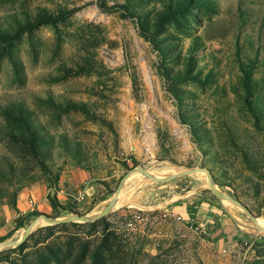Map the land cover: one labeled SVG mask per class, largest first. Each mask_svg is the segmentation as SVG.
Instances as JSON below:
<instances>
[{
    "label": "rangeland",
    "instance_id": "374dc122",
    "mask_svg": "<svg viewBox=\"0 0 264 264\" xmlns=\"http://www.w3.org/2000/svg\"><path fill=\"white\" fill-rule=\"evenodd\" d=\"M73 172L0 264H264V0H0V201Z\"/></svg>",
    "mask_w": 264,
    "mask_h": 264
},
{
    "label": "crops",
    "instance_id": "0c3cea01",
    "mask_svg": "<svg viewBox=\"0 0 264 264\" xmlns=\"http://www.w3.org/2000/svg\"><path fill=\"white\" fill-rule=\"evenodd\" d=\"M84 173L73 172L71 174L63 175L60 178V183L57 188H49L45 185H38L31 190H21L18 192L16 199L12 202L8 200L0 201V237L5 236L12 231V235H15L20 229L16 228V221L18 218H22L23 224L39 213H50L52 207L50 202L46 200L48 194L54 195L60 205H65L68 202L69 196L74 198L76 193L73 190L78 187L79 184H89V181L85 179ZM95 188L93 186H85L81 191H89ZM80 191V192H81ZM79 193V192H78ZM30 200H33V205L30 204ZM199 198L194 201H188L183 203L182 206L175 207L173 210L183 215L184 219H192L195 224H204L208 228V231L212 236L224 234L230 230L228 223L221 221L220 215L214 207L208 208L207 203L204 201L199 202ZM192 202L196 203L195 207H198L196 211H190L191 207L188 205ZM177 208V209H176ZM228 230V231H227ZM231 232V230L229 231Z\"/></svg>",
    "mask_w": 264,
    "mask_h": 264
},
{
    "label": "water",
    "instance_id": "95a60500",
    "mask_svg": "<svg viewBox=\"0 0 264 264\" xmlns=\"http://www.w3.org/2000/svg\"><path fill=\"white\" fill-rule=\"evenodd\" d=\"M122 185H123V181L120 183V185H119V187H118V191H117V193L120 191ZM208 187H209V188H210L215 194H218V193H219L218 190L212 185L211 182H208ZM118 194H119V193H118ZM113 204H114V202H113V203H110V204L108 205V207H106V208H104V209H101V210L98 211L93 217L86 218L85 216H76L75 219L80 220V221H84V222H86V221H87V222H94V221L98 220L99 218H101L102 216H104V215L106 214L107 209H108L109 207H111ZM43 218H44L46 221H48V222H54V223H56V222L60 223V222H63V221H64V219H59V220H57V221H54L53 219L48 218L46 215H43ZM261 228H262V227H261ZM26 235H27V232H25V233L22 235V237H21L18 241L14 242V244H20L21 242H23V240L26 238ZM3 246H5V244H0V248H2Z\"/></svg>",
    "mask_w": 264,
    "mask_h": 264
},
{
    "label": "built area",
    "instance_id": "2783aa9c",
    "mask_svg": "<svg viewBox=\"0 0 264 264\" xmlns=\"http://www.w3.org/2000/svg\"><path fill=\"white\" fill-rule=\"evenodd\" d=\"M84 196H85V191L83 190V191L77 193V195L74 198H75V200L78 201V200H81ZM46 200L49 201L48 196L46 197ZM33 203H34V201L30 200V204L33 205ZM163 216L167 217L169 219L175 220V221L182 219V216L179 213L171 211V210L164 212ZM195 228L198 229L203 234L207 233V227L204 224H195Z\"/></svg>",
    "mask_w": 264,
    "mask_h": 264
},
{
    "label": "trees",
    "instance_id": "16d2710c",
    "mask_svg": "<svg viewBox=\"0 0 264 264\" xmlns=\"http://www.w3.org/2000/svg\"><path fill=\"white\" fill-rule=\"evenodd\" d=\"M57 19L55 18H51V17H42L40 19H38V21L35 23V25L37 24H41V23H48V22H54L56 21ZM32 26V25H30ZM48 199H49V202H50V205L51 207H58L60 204L58 203L57 201V198L54 196V195H50L48 194ZM90 224H93L94 222H89ZM23 226V222H22V218H18L17 221H16V228H20Z\"/></svg>",
    "mask_w": 264,
    "mask_h": 264
},
{
    "label": "bare ground",
    "instance_id": "6f19581e",
    "mask_svg": "<svg viewBox=\"0 0 264 264\" xmlns=\"http://www.w3.org/2000/svg\"><path fill=\"white\" fill-rule=\"evenodd\" d=\"M140 172H137V173H134V174H132V175H129V176H126L125 178H124V183L125 182H132V181H134L135 180V177H138V176H140V174H139ZM137 179V178H136ZM210 182V181H209ZM213 185V184H212ZM131 186V185H130ZM122 194V190H121V192L119 193V195H118V198L120 197V195ZM118 200V199H117ZM223 201H225V202H229V200L227 199V198H224V196H223ZM41 222V220H37V221H35L32 225H31V227H34V226H36V225H38L39 223ZM255 223H256V225L258 226V227H264V221L262 220V219H260V218H256V220H255Z\"/></svg>",
    "mask_w": 264,
    "mask_h": 264
}]
</instances>
